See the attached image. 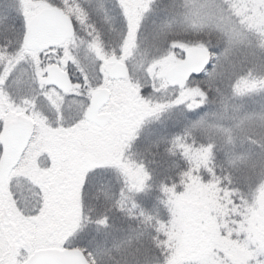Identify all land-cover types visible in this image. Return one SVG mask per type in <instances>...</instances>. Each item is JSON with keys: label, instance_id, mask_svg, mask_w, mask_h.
<instances>
[{"label": "snow or ice", "instance_id": "obj_1", "mask_svg": "<svg viewBox=\"0 0 264 264\" xmlns=\"http://www.w3.org/2000/svg\"><path fill=\"white\" fill-rule=\"evenodd\" d=\"M0 264H264V0H0Z\"/></svg>", "mask_w": 264, "mask_h": 264}]
</instances>
